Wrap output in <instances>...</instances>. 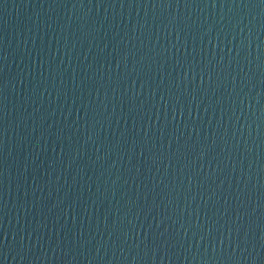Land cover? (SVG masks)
<instances>
[{"label": "water", "instance_id": "1", "mask_svg": "<svg viewBox=\"0 0 264 264\" xmlns=\"http://www.w3.org/2000/svg\"><path fill=\"white\" fill-rule=\"evenodd\" d=\"M0 264H264V0H0Z\"/></svg>", "mask_w": 264, "mask_h": 264}]
</instances>
